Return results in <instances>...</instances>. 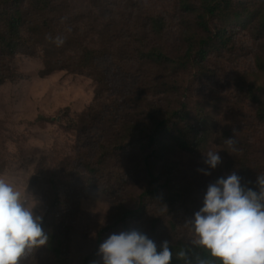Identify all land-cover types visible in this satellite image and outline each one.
Instances as JSON below:
<instances>
[{
	"label": "trees",
	"instance_id": "trees-1",
	"mask_svg": "<svg viewBox=\"0 0 264 264\" xmlns=\"http://www.w3.org/2000/svg\"><path fill=\"white\" fill-rule=\"evenodd\" d=\"M125 2L141 7L136 11L142 12L138 22H117L119 18L114 19L112 11H106L112 15L110 19L103 12V21L114 25L116 31L119 27L120 37L126 31L129 33L121 66H126L125 59L128 65L136 64L143 73L128 79L127 83L117 80L102 66L107 55L103 50L84 42L70 48L73 31L63 33L65 25L62 29L55 28L59 19L55 17L56 0H0V85L21 78L18 56L34 55L36 44L44 43L45 36L62 37L63 44L59 47L71 53L65 60L53 62L49 57L54 51L47 49L49 57L41 72L43 76L59 69L69 73L87 72L97 83L94 97L84 110L70 116L68 107L64 108L63 115L67 116L64 128L77 143L73 150V154H79L75 163L45 170L47 189L43 192L42 227L49 237L46 250L55 264H68V216L80 210L84 197H113V191L103 185L106 176L117 181L112 183L116 189L127 175L142 174L148 187L138 207L127 209L123 202L117 203L113 214L96 232L94 248L81 264H93L98 259L99 245L107 235L132 228L147 234L157 244L158 252L162 251V241L168 240L173 254L170 264H199L200 260L222 264L182 233L180 211H198L194 175L203 167L211 172L214 182L235 171L242 178V184L258 191L256 181L249 183L250 176L264 175L249 154L253 149L249 145L251 124L248 128L233 123L219 126L213 112L218 110L214 105L218 92L210 91L206 99L201 92L216 79L206 65L208 58L230 49V35L236 29H253V35L264 42V0H163L159 12H151L147 4L144 6L148 9L144 11L140 0ZM62 7L69 14L66 6ZM173 12L188 26L192 22L188 30L181 31L185 47L177 53L169 50L167 37L166 16ZM69 17L61 15V21ZM23 27L27 29L25 33ZM144 66L150 67L149 73ZM254 67L256 81L264 76V50L257 53ZM185 72L191 77L188 82L172 84L167 79ZM159 73L164 77L155 82L152 78ZM196 82L201 96L195 93ZM243 89L245 97L255 105L257 124L264 127V84L256 86L248 81ZM230 138L231 145L227 143ZM216 147L223 149L224 159L211 169L204 163V153L215 152ZM128 160L137 171L122 170ZM233 162L239 166L235 167ZM152 204L154 211L148 213ZM53 219L62 227L65 237L57 235ZM181 251L185 253L183 258L178 256Z\"/></svg>",
	"mask_w": 264,
	"mask_h": 264
},
{
	"label": "rangeland",
	"instance_id": "rangeland-1",
	"mask_svg": "<svg viewBox=\"0 0 264 264\" xmlns=\"http://www.w3.org/2000/svg\"><path fill=\"white\" fill-rule=\"evenodd\" d=\"M167 1L174 2L175 0ZM244 1L249 2L250 0ZM140 2L144 11L148 9L144 6L147 4L149 9H152L151 12H159L161 6L164 5L163 0H140ZM56 3L58 5L55 17L59 19H57L55 28L62 29L65 25L66 29L62 31L63 33L73 31L70 48L84 42V44H92L103 50L107 55L103 57L102 66L107 68L109 73L120 82L127 83L128 79L143 73L136 64L128 65L125 59L123 62L126 66H121V58L125 52L124 43L129 33L126 31L125 35L120 37L119 27L116 31L114 25H107L103 21V12L112 11L114 19L119 18L117 22L122 20L135 24L138 22V15H142V12H136L141 9L140 6L133 7L125 0L122 2L117 0H99L98 2L95 0H56ZM62 5L66 6L69 14H66ZM105 14L108 19L112 17L110 12ZM61 15L70 17L61 21ZM166 17L167 30L169 29L167 32L169 50L172 51L171 53H177L185 47L181 31L188 30L192 22L188 26L175 12L169 13ZM23 31L25 33L27 29L23 27ZM253 33V29L249 28L236 29L230 35V49L225 52L219 51L208 58L206 65L211 72L215 73L216 79L211 80L207 86L209 90L204 87L201 94L206 99L210 91L218 92L216 98L218 103H214L218 110L213 112L218 118L219 126L233 123L235 126L242 124V128H248L251 124L249 132L251 144L249 145L253 149L249 154H251L252 161H257L259 171L264 174V127L257 124L259 122L254 116L255 105L245 97V90H242V86H247L248 81L256 86L264 84V76H260L261 78L256 81L254 77L255 58L257 53L264 50V42L257 39ZM49 37L51 36L44 37V43L36 44L34 55L21 54L18 56L17 64L21 74L19 80L7 81L0 85V178L13 183L22 196L33 203L37 202L35 210L41 215L44 212L43 192L47 189L45 170L53 166L54 168L71 166L79 156L78 152L73 154L75 144H77L73 135L66 132L64 128L67 117L63 115L64 108L68 107L70 116L84 110L91 103L97 84L87 72L69 73L59 69L43 76L41 72L45 67V60L49 57L47 49L54 51V55L49 57V60L53 62L56 60L61 62L71 53L62 51L55 43V38L49 39ZM144 68L146 73L150 72V67L144 66ZM160 72H162L161 68ZM162 76L163 73L155 74L152 79L158 82ZM189 76V72H185L178 77L167 79L172 84H179L184 80L188 82L191 78ZM245 77L247 79H244ZM195 93L199 94L197 82ZM200 100L204 101L202 97ZM243 121H248V123H242ZM218 129L221 128L218 127ZM215 152H218L224 159L223 149L216 147ZM233 165L237 167L239 163L237 165L233 162ZM127 169L137 171L131 166L129 160L126 165L122 166V170ZM203 169L208 170L207 167ZM249 175H251L250 169ZM194 177L196 195L199 198V208L195 209L199 210L203 206L207 187L210 183H214V180L210 175H205L200 171ZM249 178L253 183L257 179V174ZM115 182H117L115 179L107 176L103 179L105 188L113 191L112 198L103 199L93 195L84 197L80 210L73 216H68L69 234L67 237L70 248L68 264H81L83 258L93 250L96 232L113 214L117 203L123 202L125 208L136 209L142 194L148 187L146 178L142 174L127 175L125 182L113 189L112 183ZM152 211H154L153 204L147 212ZM180 212L182 213V233L192 241L194 233L190 231V227L185 222L193 218L195 212L190 213L189 210ZM53 220L57 235L65 237L62 227L56 219ZM140 229L145 231L142 227ZM111 234L107 235L104 241ZM95 262L103 264L100 256ZM21 264L55 263L43 245L23 259Z\"/></svg>",
	"mask_w": 264,
	"mask_h": 264
},
{
	"label": "clouds",
	"instance_id": "clouds-1",
	"mask_svg": "<svg viewBox=\"0 0 264 264\" xmlns=\"http://www.w3.org/2000/svg\"><path fill=\"white\" fill-rule=\"evenodd\" d=\"M55 43L59 46L63 39L58 36ZM232 142L231 138L227 140L229 145ZM221 162L218 152L204 153V163L211 169ZM198 171L211 175L203 168ZM241 180L233 171L210 183L203 206L185 223L194 233L192 244L208 250L222 264H264V175L255 182L258 191ZM36 207L37 202L0 178V264H21L48 242L43 216ZM169 245L168 240L162 241V251L158 252L157 244L147 234L132 228L111 234L99 245L97 255L103 264H170L173 254ZM178 256L183 258L185 253L181 251ZM199 264L212 262L200 260Z\"/></svg>",
	"mask_w": 264,
	"mask_h": 264
}]
</instances>
